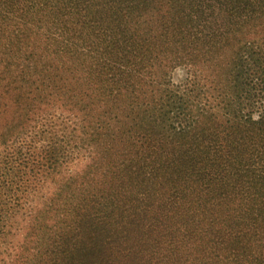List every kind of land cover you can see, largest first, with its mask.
Returning <instances> with one entry per match:
<instances>
[{
  "label": "trees",
  "instance_id": "obj_1",
  "mask_svg": "<svg viewBox=\"0 0 264 264\" xmlns=\"http://www.w3.org/2000/svg\"><path fill=\"white\" fill-rule=\"evenodd\" d=\"M13 251L264 264V0H0V254Z\"/></svg>",
  "mask_w": 264,
  "mask_h": 264
},
{
  "label": "rangeland",
  "instance_id": "obj_2",
  "mask_svg": "<svg viewBox=\"0 0 264 264\" xmlns=\"http://www.w3.org/2000/svg\"><path fill=\"white\" fill-rule=\"evenodd\" d=\"M183 76H184V71L182 69H176L172 74H171V81L174 82V83H178L180 82L182 79H183ZM85 162V159H84V156L79 154L78 156H75L73 161L70 162L68 164V168L70 170H73V171H80L83 167V164ZM36 197H35V200H38L40 198V192H36L35 193ZM34 202V200H33ZM26 257H27V253L24 252L23 255H20L19 258H16V252L13 251V254L9 257L3 255L2 253L0 254V264H4V261H6L7 263L5 264H28L27 263V260H26Z\"/></svg>",
  "mask_w": 264,
  "mask_h": 264
}]
</instances>
